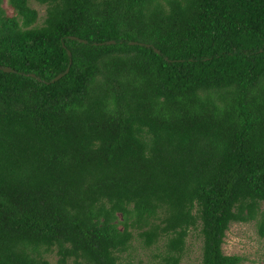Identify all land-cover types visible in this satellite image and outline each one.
<instances>
[{"label": "trees", "instance_id": "obj_1", "mask_svg": "<svg viewBox=\"0 0 264 264\" xmlns=\"http://www.w3.org/2000/svg\"><path fill=\"white\" fill-rule=\"evenodd\" d=\"M28 1L0 0V264H129L133 230L179 264L190 228L199 264H239L229 223L264 239V0H33L39 26Z\"/></svg>", "mask_w": 264, "mask_h": 264}, {"label": "rangeland", "instance_id": "obj_2", "mask_svg": "<svg viewBox=\"0 0 264 264\" xmlns=\"http://www.w3.org/2000/svg\"><path fill=\"white\" fill-rule=\"evenodd\" d=\"M28 4L35 9L37 16L33 26L42 24L44 5L33 0ZM1 7L7 16L13 15L12 9L6 0H1ZM259 211L264 213V205L260 204ZM132 239L127 251L120 254L122 261L129 264H161L158 254L162 252L163 239L156 244L143 247L132 231ZM223 254H235L242 258L239 264H264V239L258 237L255 229V220L246 222H230L224 233L221 244ZM201 255V238L198 229L190 228L185 238L184 250L179 264H199ZM50 264H55L56 256L53 252L45 255Z\"/></svg>", "mask_w": 264, "mask_h": 264}, {"label": "water", "instance_id": "obj_3", "mask_svg": "<svg viewBox=\"0 0 264 264\" xmlns=\"http://www.w3.org/2000/svg\"><path fill=\"white\" fill-rule=\"evenodd\" d=\"M70 39H74V37H69ZM79 41H81V42H85V40H80L79 39ZM106 44H112V43H114V41L113 40H109V41H106L105 42ZM135 42H129V44H134ZM155 52H158L156 49H155ZM66 53H67V56H68V58H69V63H70V53H69V51H66ZM0 69L3 71V72H11V71H13V70H11L9 67H0ZM67 70H68V67H66L65 68V70L63 71V72H61V73H58V74H56L49 82H53V81H55V80H57V79H59L63 74H65L66 72H67ZM30 76H33V74H29ZM49 82H47V81H44V83H49Z\"/></svg>", "mask_w": 264, "mask_h": 264}]
</instances>
